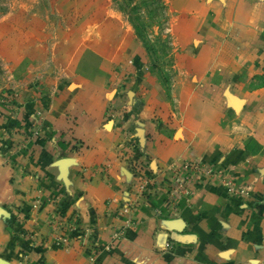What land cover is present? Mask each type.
Returning a JSON list of instances; mask_svg holds the SVG:
<instances>
[{
  "label": "crops",
  "instance_id": "crops-1",
  "mask_svg": "<svg viewBox=\"0 0 264 264\" xmlns=\"http://www.w3.org/2000/svg\"><path fill=\"white\" fill-rule=\"evenodd\" d=\"M163 2L171 101L117 14L91 39L26 26L0 73V264H264V0Z\"/></svg>",
  "mask_w": 264,
  "mask_h": 264
},
{
  "label": "rangeland",
  "instance_id": "rangeland-1",
  "mask_svg": "<svg viewBox=\"0 0 264 264\" xmlns=\"http://www.w3.org/2000/svg\"><path fill=\"white\" fill-rule=\"evenodd\" d=\"M112 13L119 16V22L143 50L148 71L156 78L166 100L171 101L170 88L175 72L171 59L173 46L166 31L169 16L164 6L166 19L163 23L159 16L155 17L154 10L148 4L144 5L142 0H0V73H5L8 63H13L18 58V46L24 43L26 26L30 28L33 20H42L40 22L45 41L51 44L63 39L64 33L71 34L72 31H83V39L97 37L96 31L102 19H111ZM128 16L133 19L140 17L141 21L136 28ZM47 57H51L49 52ZM126 76L116 86V90H123V95L120 94L123 105L131 103L133 95L130 88L136 81L134 72H128ZM258 84L260 78H256L255 85ZM17 97V93L11 91L2 98V103H15ZM137 134L141 135L138 130ZM136 146L138 142L128 143L130 150H135ZM178 168L183 172L184 180L194 178L200 173L206 176L215 174L210 167L205 168L195 162H182ZM231 182L234 180L222 179L224 193L230 197L242 195L244 192L235 188Z\"/></svg>",
  "mask_w": 264,
  "mask_h": 264
},
{
  "label": "trees",
  "instance_id": "trees-1",
  "mask_svg": "<svg viewBox=\"0 0 264 264\" xmlns=\"http://www.w3.org/2000/svg\"><path fill=\"white\" fill-rule=\"evenodd\" d=\"M144 2V5H149L151 9L154 10L155 12V17L159 16L161 21L165 23V16H164V5L162 0H142ZM129 20L132 22L134 25V28H136L137 24L139 21H141L139 16H136L134 19L128 16Z\"/></svg>",
  "mask_w": 264,
  "mask_h": 264
},
{
  "label": "built area",
  "instance_id": "built-area-1",
  "mask_svg": "<svg viewBox=\"0 0 264 264\" xmlns=\"http://www.w3.org/2000/svg\"><path fill=\"white\" fill-rule=\"evenodd\" d=\"M146 185H141V186H139L137 189H136V191L134 192L135 193V196L136 197H141L142 195H144L145 194V190H146ZM169 243L168 242H165L164 243V246H166V247H169Z\"/></svg>",
  "mask_w": 264,
  "mask_h": 264
},
{
  "label": "water",
  "instance_id": "water-1",
  "mask_svg": "<svg viewBox=\"0 0 264 264\" xmlns=\"http://www.w3.org/2000/svg\"><path fill=\"white\" fill-rule=\"evenodd\" d=\"M138 132L140 133V130H138ZM180 226H182V223L179 221L173 224L175 230H181L182 227Z\"/></svg>",
  "mask_w": 264,
  "mask_h": 264
}]
</instances>
